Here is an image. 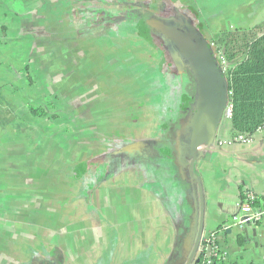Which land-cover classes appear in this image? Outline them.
<instances>
[{
	"label": "crops",
	"instance_id": "obj_1",
	"mask_svg": "<svg viewBox=\"0 0 264 264\" xmlns=\"http://www.w3.org/2000/svg\"><path fill=\"white\" fill-rule=\"evenodd\" d=\"M153 21L190 23L213 47L214 35L262 24L264 0H0V264L189 258L195 197L174 152L190 142L197 95L185 91L187 78L194 79L190 68ZM150 49L177 74L158 67L165 90L158 135L123 144L121 120L105 128L113 109L101 105L109 96L128 98L136 83L150 85ZM168 97L175 110L165 113ZM139 128L127 124L126 131H151L150 124ZM108 129L117 139L103 141ZM233 136L223 113L214 142ZM150 145L164 156L165 173L135 155ZM198 151L205 241L217 235L226 264H264V221L244 227L232 221L248 193L264 196V137Z\"/></svg>",
	"mask_w": 264,
	"mask_h": 264
},
{
	"label": "water",
	"instance_id": "obj_2",
	"mask_svg": "<svg viewBox=\"0 0 264 264\" xmlns=\"http://www.w3.org/2000/svg\"><path fill=\"white\" fill-rule=\"evenodd\" d=\"M152 25L160 30L169 42L175 44L174 47H177L176 49L189 66L196 83L197 103L194 109L193 124H189V127L192 128L190 142H186L183 152L175 151L174 155L175 164L188 171L195 197L196 224L189 247L191 248L190 255L184 264H199L200 251L203 250L202 242L205 241V203L203 185L195 174L194 168L201 157L198 150L202 146L217 150L212 147L223 119L228 87L210 43L192 24L186 23L181 27L167 25L163 21H153ZM195 62L205 70V78L202 82L194 73ZM62 262L63 260L59 259L57 264H62Z\"/></svg>",
	"mask_w": 264,
	"mask_h": 264
},
{
	"label": "trees",
	"instance_id": "obj_3",
	"mask_svg": "<svg viewBox=\"0 0 264 264\" xmlns=\"http://www.w3.org/2000/svg\"><path fill=\"white\" fill-rule=\"evenodd\" d=\"M213 43L228 63L226 83L234 105L233 132L235 135L253 134L264 125V22L246 31L214 35ZM31 112L37 117L46 115L41 108H31ZM251 204L264 210V196L256 197ZM206 244L202 242L199 264H205L210 256L204 249ZM213 260L214 264H225L221 258Z\"/></svg>",
	"mask_w": 264,
	"mask_h": 264
},
{
	"label": "rangeland",
	"instance_id": "obj_4",
	"mask_svg": "<svg viewBox=\"0 0 264 264\" xmlns=\"http://www.w3.org/2000/svg\"><path fill=\"white\" fill-rule=\"evenodd\" d=\"M163 36V35H161ZM151 52L147 53L146 55H151L150 58V67H149V78H150V85H143V84H134L135 92L131 93V95L128 96V98H122L116 100L114 96L106 97V102L102 103L101 107H106V109L111 111L113 109V114L109 116H105L104 123L106 124L105 128H111L116 125H113L114 122L118 119L121 120V125L119 126L121 128L119 135L120 141L125 143H131L133 141H136L138 139H151L158 135L156 130L160 127L159 120L156 115L157 110V103L160 104L161 99L164 98L165 90H164V81L160 77L158 67L161 68V70L164 72H168L170 74L174 73L177 74V68L173 65H171L170 60H168V64L165 66V68L162 67L161 63L164 60L165 56L161 55L159 52L154 51L153 49H150ZM137 56V55H136ZM143 60V59H141ZM191 72V71H190ZM192 73V72H191ZM194 73L198 76V79L200 82H202L205 78V70L201 67L199 63L195 62L194 65ZM169 74V75H170ZM136 73L134 74V77ZM164 75V74H163ZM162 75V76H163ZM166 76H168L166 74ZM164 77V76H163ZM169 77L168 79H170ZM167 80V78L165 79ZM193 80V79H192ZM161 81V83H160ZM193 83V82H192ZM127 87L126 83H121L120 87L121 89H125ZM131 89V88H130ZM171 89V88H170ZM132 90V89H131ZM143 92H145V95L142 96ZM170 94V93H168ZM143 97L145 98V107L142 105ZM168 107V108H167ZM166 107L167 112H172L175 110V107L171 104L168 97V106ZM170 107V108H169ZM164 113V114H165ZM129 114V117L127 116ZM150 115V116H149ZM171 118L170 115H166V121H168ZM127 124L134 125L135 128L141 129L139 127H142L143 125L147 127V124H150L151 131L150 132H127ZM116 133L112 130H107L103 133L102 138L103 141H112L117 139ZM106 151V152H105ZM106 153L104 155H107L108 153H111V150L106 143V146L103 147V153ZM163 153V152H162ZM164 154V153H163ZM137 157H142L141 161H148L150 164L154 166V169H156L157 172H166V163L164 160H161L159 156H163L160 152H157L156 150L151 149H144L138 151L135 154ZM108 157L110 154L107 155ZM164 157V156H163ZM160 165H163L162 167ZM160 167L162 170H160ZM170 185H172V182H168ZM181 195H179V198Z\"/></svg>",
	"mask_w": 264,
	"mask_h": 264
},
{
	"label": "built area",
	"instance_id": "obj_5",
	"mask_svg": "<svg viewBox=\"0 0 264 264\" xmlns=\"http://www.w3.org/2000/svg\"><path fill=\"white\" fill-rule=\"evenodd\" d=\"M212 47V46H211ZM213 52L217 58V62L224 74L228 71V63L222 52L213 45ZM234 105L232 101V92L228 91V98L226 107L224 110V115L227 119L233 118ZM264 137V125L257 128L253 134H238L230 139L225 140H216L214 143L213 149H224L228 147H233L235 145H250L252 144L256 137ZM256 196L254 193H248L246 195V201L240 205L238 213L233 217V225L235 227H244L248 224H257L261 221H264V210H260L252 206V202L255 200ZM217 235L212 234L206 239L205 250L210 255L205 264H214V258H221L222 263L227 262L228 256L222 251L218 242Z\"/></svg>",
	"mask_w": 264,
	"mask_h": 264
},
{
	"label": "flooded vegetation",
	"instance_id": "obj_6",
	"mask_svg": "<svg viewBox=\"0 0 264 264\" xmlns=\"http://www.w3.org/2000/svg\"><path fill=\"white\" fill-rule=\"evenodd\" d=\"M211 46V45H210ZM188 77V76H187ZM188 81L187 82H185V91L186 92H188L189 93V95H190V98L192 97V95L193 96H195V93H196V84L194 85V80H192V78H191V76H189L188 78ZM193 82V83H192ZM195 92V93H194ZM174 101H175V104H176V100H172L171 99V104H173L174 103ZM182 112V111H181ZM193 119L194 118H192V120H191V122L192 123H190V124H193ZM154 145V144H153ZM153 145H150V147H149V149H151V150H153ZM158 146H156L155 148H157ZM127 147L125 146V148H124V151H127V150H125ZM141 152V151H140Z\"/></svg>",
	"mask_w": 264,
	"mask_h": 264
}]
</instances>
